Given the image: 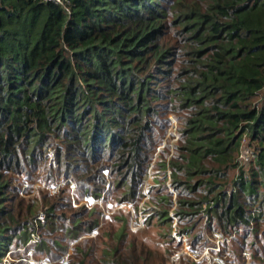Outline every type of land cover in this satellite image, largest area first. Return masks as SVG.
Here are the masks:
<instances>
[{"label": "trees", "instance_id": "16d2710c", "mask_svg": "<svg viewBox=\"0 0 264 264\" xmlns=\"http://www.w3.org/2000/svg\"><path fill=\"white\" fill-rule=\"evenodd\" d=\"M64 3L0 0V264L33 248L61 264L73 244L69 264H108L122 247L118 264H152L123 212L104 228L118 246L101 249L102 210L77 203L141 200L171 114L180 136L157 166L176 196L154 200L174 205L184 238L169 232L167 244L264 264V0ZM245 137L252 168L239 159ZM40 172L63 185L32 197L33 182L22 185ZM152 214L172 221L164 208L144 224Z\"/></svg>", "mask_w": 264, "mask_h": 264}, {"label": "rangeland", "instance_id": "374dc122", "mask_svg": "<svg viewBox=\"0 0 264 264\" xmlns=\"http://www.w3.org/2000/svg\"><path fill=\"white\" fill-rule=\"evenodd\" d=\"M170 118V126L168 128V131L166 133L165 139L163 141V144L160 145L155 152L150 167L148 168V175L146 178V183L142 187V194L143 197L138 202L133 203V201L129 202H115L117 200H114L110 197L108 199L109 202L113 203V210L109 209V211L103 212L101 217H104L105 219L103 222H101L102 230L99 233L98 237L96 238L91 233L89 235H82L80 238L83 240L84 238H92L95 239V241L100 245V248L103 249L106 246L110 245L112 247H117L116 243L114 241H108L107 238V231L104 229L112 228L115 225L114 220H111V216L114 214H111L112 212H123V216L127 218L128 228L130 229V232L128 231L129 235L134 238L137 242H141L140 244H143L146 250L149 252V260L152 264H223L220 259L213 256L211 252V248H205L204 251L201 254H197L195 249L190 248V245L186 241L181 247H175V245H169L167 244V234L169 232L172 233V235L175 237L176 233V217H174L175 207L174 205L172 207H167L166 202H160V200L157 198L154 200V198L157 196V194H166L170 195V198L174 201L176 192L172 188L171 185V174L170 169L168 166L162 167L160 165L157 166L158 157L161 158L160 152L164 147V143L168 140L169 148H164L165 157L168 160L172 155V151L174 149L175 144L178 141V138L180 136V133L178 131V128H176L177 120L174 115H169ZM246 138V142L248 143V138ZM48 153H50V156L48 157V160L53 157V149H48ZM245 154V152L243 153ZM253 156L251 157V159ZM162 159V158H161ZM253 160V159H252ZM252 160L250 163H247L245 166L246 168H252ZM162 162V161H160ZM159 162V163H160ZM154 165V166H153ZM54 168L57 169V166L53 164ZM164 175L166 177H164ZM236 175V174H235ZM60 177L55 175L53 178H46L44 176V172H40L39 176L31 179L30 181H24V185H28L29 182H33L31 185V189L33 193L31 194L32 197H36L33 194L38 193V197H40L41 191H44L46 189L41 188L39 186L41 180H45L46 182H49L53 184L55 190H59V187L63 185V180L59 179ZM53 190V188H50ZM153 195V201L151 200V196ZM78 200L81 197L74 196V200ZM78 202L77 204H79ZM119 204H122L121 206H118ZM133 207H132V206ZM166 208L169 212V217H172V221H168L166 223H160L157 215L152 214V217L148 218L147 223L144 224V226H134L136 223V220L139 215H145L148 214L151 215L152 212H162L163 209ZM40 209V208H39ZM38 209V210H39ZM101 209V208H100ZM102 210V209H101ZM39 212V211H38ZM130 214H129V213ZM150 212V213H149ZM148 213V214H147ZM110 214L107 217V215ZM130 215V216H129ZM154 215V217H153ZM130 217V218H129ZM171 225V226H170ZM132 226L135 227V230L132 229ZM128 230V229H127ZM197 230H200V227H197ZM206 236L209 238L212 236V234L207 231ZM183 234L181 237L183 238ZM214 239L212 241H217L220 239L219 234H213ZM40 239V236L38 234H34L33 237H31L30 241L28 242V246L34 247L38 243ZM177 239V238H176ZM167 241V242H166ZM175 244V243H174ZM75 246V244H73ZM73 245L68 247L67 253L62 257V259H56L55 262L61 263V264H69L72 259V249ZM217 248V247H216ZM23 248H21L22 250ZM38 251V249H37ZM36 250L34 251V248L26 252L27 256L26 258H23V261H18L19 258L12 257L11 254H7L5 258L2 260V264H54L51 263V260L44 255V253H39ZM124 252V247H122V251L118 252L116 254V257L111 261L108 259V262L110 264H118L120 263L118 256ZM46 253V252H45ZM184 253L185 255L182 257L181 254ZM104 258H107L106 256ZM248 256H246L245 264H247ZM18 261V262H17ZM53 261V260H52ZM216 262V263H214ZM108 263V264H109ZM107 264V263H102Z\"/></svg>", "mask_w": 264, "mask_h": 264}, {"label": "built area", "instance_id": "2783aa9c", "mask_svg": "<svg viewBox=\"0 0 264 264\" xmlns=\"http://www.w3.org/2000/svg\"><path fill=\"white\" fill-rule=\"evenodd\" d=\"M46 1H52V2L59 3V4L65 6L64 0H46ZM65 8L68 10V7L65 6ZM244 152H245V154H243ZM49 155H50V153H49ZM252 156L253 155H252L251 148L249 147L248 143L246 142V138H243L242 139V143H241L240 153H239V159H240V161L242 163H246L247 164V163H249L252 160L251 159ZM39 186L41 188L42 187H47L50 190L51 193H54L56 191L54 186H53V184H51L49 182H46L45 180H41ZM50 188H53V190H51ZM73 190H74V185L71 183V195L73 196V199H74L75 195H74V191ZM79 202H80L79 204H84V205H86L88 207H92L93 205H98L102 209V214H103V212L109 211V209H112V210L114 209L112 203H110L108 201L103 202L101 199H94L90 195L84 196L83 198L80 199ZM121 205L122 204H119L118 206H121ZM44 217H45L44 212L43 211H39L37 213L36 217H35L34 224H36V226H37V223L43 222L44 221ZM144 220H145V213H143V215H139L138 216L134 226L135 227L136 226H144ZM135 227L132 226V229L135 230ZM34 234H37L36 230L31 233L30 239H31V237L34 236ZM175 237L177 239H179L181 237V235L180 236H175ZM183 238H184V236H183ZM30 239H29V241H30ZM218 240H217V242H218ZM217 249H218V247H217ZM62 257H61V259H62Z\"/></svg>", "mask_w": 264, "mask_h": 264}, {"label": "clouds", "instance_id": "9594fccd", "mask_svg": "<svg viewBox=\"0 0 264 264\" xmlns=\"http://www.w3.org/2000/svg\"><path fill=\"white\" fill-rule=\"evenodd\" d=\"M48 154H49V153H48ZM145 183H146V182H145ZM74 195H75V193H74ZM85 196H86V195H85ZM83 197H84V196H83ZM83 197H82V198H83ZM79 201H80V200H79ZM105 202H106V201H105ZM108 202H109V201H108ZM110 203H112V202H110ZM112 204H113V203H112Z\"/></svg>", "mask_w": 264, "mask_h": 264}]
</instances>
